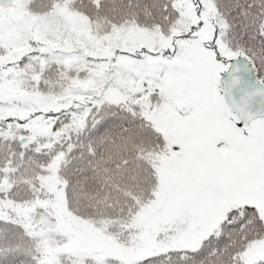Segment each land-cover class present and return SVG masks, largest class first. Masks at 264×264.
Here are the masks:
<instances>
[{
	"label": "snow or ice",
	"instance_id": "snow-or-ice-1",
	"mask_svg": "<svg viewBox=\"0 0 264 264\" xmlns=\"http://www.w3.org/2000/svg\"><path fill=\"white\" fill-rule=\"evenodd\" d=\"M0 264H264V0H0Z\"/></svg>",
	"mask_w": 264,
	"mask_h": 264
}]
</instances>
